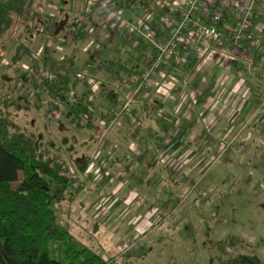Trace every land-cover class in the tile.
Segmentation results:
<instances>
[{"label":"rangeland","instance_id":"1","mask_svg":"<svg viewBox=\"0 0 264 264\" xmlns=\"http://www.w3.org/2000/svg\"><path fill=\"white\" fill-rule=\"evenodd\" d=\"M2 1L5 0H0ZM82 1L72 0L69 3L71 6H66H69L67 11L71 16L76 14V8L79 11L80 6L77 3ZM93 1L99 4L104 1L109 3L111 0ZM146 1L149 0H137L134 5H130L131 8L128 7L130 9L126 8L124 13L121 12V21L128 20L133 15L139 17L147 9L154 13V20L157 21L164 12L163 9L156 6L154 0H150L149 5H144ZM34 3L40 6L41 0H34ZM108 5L111 6L110 3ZM137 6L142 8L139 14L134 13L138 9ZM59 7L60 0H46L45 15L56 23V32L60 34L65 27L66 15L57 13ZM98 10L101 13L96 20L99 19L103 26L104 22L110 19L108 16L110 8L101 10L99 5H95L91 13H98ZM128 10H132L133 13H128ZM148 24L154 26L152 23ZM106 34L108 40L113 37L105 44L101 42L102 40L99 41L100 45L103 44L102 52L96 53L94 60L117 57L121 63H127L132 67L139 66L141 69L149 63L151 58L149 52L152 49L150 42L128 35L126 31H122L121 34L118 32L113 33L114 35L112 32ZM58 35L52 36L58 38ZM44 37L33 39L31 43L26 41L21 47L18 60L12 65L10 58L20 45L18 39L12 40L9 36L0 47V81H3L0 82V101L7 99V93L9 94L8 91L11 90L8 97L16 100L15 106L24 108L26 106L27 110L17 111L9 106V103L5 104L7 108L0 103V108L1 111L4 109L8 111L12 121L23 132L40 135L44 147L51 154L60 157L72 171L84 157L90 158L91 163L87 169L89 174L81 176L79 183L69 190V194L56 206V213L58 221L61 219L74 238L94 253L93 259L112 261V264H230L238 255H254L264 261V131L245 145H239L232 150L230 159H226L227 161L217 168L205 170L207 177L213 178L203 179L197 186H189L187 183L178 185L176 191L172 185L164 187L163 193L159 192L162 198L167 199L163 201L157 196L141 194H138L140 197L137 198L136 191L126 190L128 188L126 185L120 193L123 196L115 197L108 206V213L104 217H96L94 207L96 204L101 205L103 199L108 197V193L115 194L113 193L115 186L108 185L107 182H103L105 185H97L91 183L88 178H93V174L99 170L101 172H98V175L107 172L113 176L118 172L105 163L107 156L110 157L108 153L101 152L97 159L94 157L110 132L122 134L127 129L120 110H112L115 107L108 110L105 108L109 96L112 97L118 92L116 99L118 98L119 102L122 99L119 91L121 90L122 94L124 89H116L113 86L116 80L114 76L108 75L107 72L103 75L105 66L101 62L98 63L101 74L89 73L100 87L89 106V121L92 128L78 129L70 122V118L65 117L69 111L68 107H63L61 111L51 110L53 104L58 101L53 103L49 90L45 89L38 79L37 60L42 56L43 46L47 42ZM92 44L91 40L69 42L55 53L54 67L62 64L64 71L68 73H72L69 68L80 71L82 65L90 60L88 57L93 48ZM72 52L75 58L70 63L69 56ZM25 72L39 83V90L35 91L39 93L37 96L34 92H29L24 85L18 86V82H14V79H18ZM70 77L71 81H74L72 74ZM72 83H75L72 84L71 91L76 100L88 94L80 82ZM50 110L52 112L49 115L47 113ZM110 123L112 126L106 130L103 125ZM117 123L123 128L117 127ZM200 175L195 176V179L198 180ZM156 182L150 181L148 187L154 189ZM131 194L136 195L134 201L137 207L129 210L127 206L118 214L114 213L112 210L117 204L116 201H120V205L123 206L125 204L123 197ZM144 204H148L149 208L144 216L140 217L138 208ZM127 211L129 214L121 216ZM157 211L159 212L156 213ZM135 216H138L135 220L140 217L146 222L139 228L140 232H136L137 228L131 225ZM227 236H235L239 238V242L233 246L220 247V242Z\"/></svg>","mask_w":264,"mask_h":264},{"label":"crops","instance_id":"2","mask_svg":"<svg viewBox=\"0 0 264 264\" xmlns=\"http://www.w3.org/2000/svg\"><path fill=\"white\" fill-rule=\"evenodd\" d=\"M136 1L111 0L109 3L113 4L109 8L111 11L113 6L124 13L126 8L134 5ZM160 1L165 3L171 0ZM149 2L150 0L146 1L144 5H149ZM140 9L142 8L138 7L134 13H141ZM111 12L108 14L110 18ZM128 13L133 12L128 10ZM93 15L91 13L87 19L90 28L94 31V40H102L105 44L113 37L108 40L106 32L121 34L122 28L119 24L114 25L112 22L111 25L109 19L102 26L99 19L96 20L97 17ZM139 17L148 19L154 26L158 23L157 28L162 31L160 21L163 13L157 21L154 20V13L150 9L145 10ZM112 29L115 30L110 31ZM83 41L88 40L85 38ZM227 47L234 53V61L221 67L217 52L212 48L204 61L189 62L181 75L166 73L158 82L161 84L160 92L152 88L144 89L130 104L129 110L133 119L122 115L123 122H126V131L122 134L110 132L94 157L97 159L101 152L108 153L110 157L107 156L105 163L111 169L118 170L116 175L110 176L108 173V177L99 181L96 178L100 170L93 174V178H88L91 183L97 185H105L103 182H107L108 185L115 186L113 188L115 194L108 193V197L103 199L101 205L96 204L94 216L104 217L114 198L123 196L120 193L126 185L128 186L126 190L136 191L137 198L140 197L138 194H141L157 196L161 201L167 200L160 194L163 193L164 187L172 185L173 190L176 191L178 185L186 183L189 186L199 185L203 179L213 178V176L207 177L205 170L217 168L221 163L226 162V159H230L232 150L239 145H245L264 131V99L262 100L261 89L264 84V33L252 29L248 39L244 41L243 52L234 48L229 42ZM153 51L152 46L149 57L152 56ZM74 55L72 52L69 56L70 63L75 58ZM94 57L96 54L89 56L90 60L84 65L95 67L97 70L94 74L100 75L98 63H103L105 68L102 74L107 72L108 75H113L116 79L113 86L116 89H124L122 94L121 90L119 91L122 99L118 102V98L116 99L118 92H115L107 99L109 101L105 108L108 110L115 107L112 110L121 111L131 94L132 86L139 80L146 64L141 69L139 66L132 67L127 63H121L117 57L102 58L103 60L99 59V61L94 60ZM68 65L70 66L69 63ZM69 70H72V73L77 72L75 69L69 68ZM73 80H70L71 84L80 82L88 92L84 82L76 80L74 75ZM133 144L137 145L139 152ZM129 156L132 159L127 163ZM86 173L89 174V171L87 170ZM198 174H201V177L196 180L195 176ZM152 180L157 181L154 189L148 187ZM135 197L136 195L132 194L124 196L123 206L117 200L112 211L118 214L127 206L129 210L137 207ZM148 208V204L138 208V215L144 216ZM127 213L128 211L120 215L125 217ZM120 215L118 217L121 219ZM136 217L138 216L134 217L131 225L137 228L136 232H140L139 228H142L146 222L140 217L135 220ZM126 230L128 231L129 228Z\"/></svg>","mask_w":264,"mask_h":264},{"label":"trees","instance_id":"3","mask_svg":"<svg viewBox=\"0 0 264 264\" xmlns=\"http://www.w3.org/2000/svg\"><path fill=\"white\" fill-rule=\"evenodd\" d=\"M70 1L60 0L57 11L66 15L64 30L68 28L70 36L63 35L64 30L60 34L56 32V23L46 17V0H41L40 6H36L34 0L0 2V47L9 36L20 43L10 58V65L16 63L26 41L31 43L33 39L49 34H59L58 39L62 38L64 45L85 39L87 25L83 18L80 14L71 16L65 9ZM100 13L98 10L93 16L98 18ZM228 18L231 17L227 16L225 20ZM218 25L221 27L222 23ZM37 63L38 79L49 90L52 101L65 102L63 94L70 93L72 84L64 65L57 66L56 70L61 74L57 79L48 80L46 75L51 66L56 65L55 51L43 47ZM14 82L24 85L29 92L39 90V83L27 72ZM9 94L7 99L0 101L5 108L9 103L17 111L27 110L26 106H15L16 100L9 98ZM81 100L65 117L70 118L78 129L91 128L90 112ZM51 110L47 114L50 115ZM10 117L8 111L0 108V264H112V261L94 260V253L80 244L57 218L56 206L79 183L91 163L90 158L84 157L72 171L60 157L44 147L40 135L26 134ZM238 239L227 236L220 242V247L233 246ZM230 264H264V261L254 255H238Z\"/></svg>","mask_w":264,"mask_h":264},{"label":"built area","instance_id":"4","mask_svg":"<svg viewBox=\"0 0 264 264\" xmlns=\"http://www.w3.org/2000/svg\"><path fill=\"white\" fill-rule=\"evenodd\" d=\"M154 3L164 11L160 21L162 31L158 30V23H156L157 26H149L148 23L150 22L148 19L131 17L128 20L121 21L122 10H117L112 6V12L110 11L111 25H113L112 22L114 25L119 24L122 31L150 42L154 49L149 63L146 64L137 83L132 86L131 94L121 110L120 114L130 119H133L129 110L130 104L135 101L136 97L144 89L152 88L160 92L161 84L158 82L159 79L164 78L166 73H172L176 76L181 75L189 62L204 61L212 48L216 50L220 66L223 67L235 59L234 53L227 47L228 42L234 48L243 52L242 50L245 48L244 41L248 39L252 29L259 31V33H264V0H171L165 3L160 0H154ZM108 4V1L98 4L93 0H83L79 4L77 3L80 9L78 11L76 8V14H80L87 25L85 38L93 43L89 56L100 52L102 45H100L101 43L99 44L100 40H94V31L90 28L91 25L87 17L90 16L91 9L95 5H99L100 9L104 10L110 7ZM110 4L112 5L113 3ZM66 6L65 9L67 11L71 4L68 7ZM227 16L231 18L225 20ZM219 23H222L221 27L218 25ZM67 31L68 28L62 34L70 36ZM44 36V40L46 39L47 42L43 47L51 48L55 53L65 47L61 40L62 38H55L51 34ZM53 43L56 44L53 45ZM56 68L57 66L54 67L52 65L50 71H47L48 80L57 79L59 75ZM95 70H97L95 67L85 64L80 71L69 72L68 75L69 80H72L70 74H73L76 80L87 85L88 94L82 96L81 102L87 106L88 112H90V101L95 98L100 90L99 83L89 76L90 71L94 73ZM52 75H54L53 78L51 77ZM18 86H20V83ZM261 89L263 100L264 84ZM63 97L65 102L58 103L54 101L53 107L55 111H61L63 107H68V112L71 114L72 107H75L79 100H76L72 91L70 93L65 92ZM84 118L87 119L88 116L84 115ZM111 124H104L103 126L107 130L112 126ZM116 125L122 127L120 123ZM133 146L139 152L137 145L133 144ZM131 159L132 157L129 156L127 163ZM106 177H108L107 172L99 173L96 180L99 181Z\"/></svg>","mask_w":264,"mask_h":264}]
</instances>
